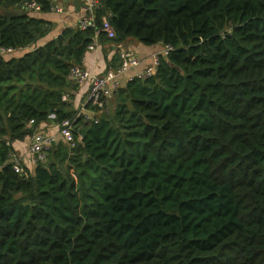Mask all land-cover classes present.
<instances>
[{"label": "trees", "instance_id": "1", "mask_svg": "<svg viewBox=\"0 0 264 264\" xmlns=\"http://www.w3.org/2000/svg\"><path fill=\"white\" fill-rule=\"evenodd\" d=\"M25 1L0 0V264H264V0H97L96 27L44 43ZM96 32L171 49L16 172L14 141L75 117Z\"/></svg>", "mask_w": 264, "mask_h": 264}, {"label": "crops", "instance_id": "2", "mask_svg": "<svg viewBox=\"0 0 264 264\" xmlns=\"http://www.w3.org/2000/svg\"><path fill=\"white\" fill-rule=\"evenodd\" d=\"M59 3L63 7L62 12H54L52 10L44 12L38 10L30 13L32 16L52 23V30L42 40V43L56 37L66 27H77L78 19L85 13L86 0H59ZM163 47L161 44L146 46L134 38H127L120 42H115L108 38L98 39L94 49L86 50L81 60V66L91 73L103 75L108 69H116L120 66V53L126 52L131 60V65L126 72L120 75L121 84L124 85L131 76L143 70L146 66L151 65L153 57L159 54ZM69 80L72 86L66 91L65 100H68L70 109L76 110V114L84 117L97 115L90 103H88L89 81L77 82L70 78ZM113 92H109L108 101L112 100L114 103ZM107 112H110V110L108 109ZM52 119L53 116L48 121L40 124L38 130H42L47 134H53L59 140L61 138L59 135V124ZM31 136L26 137L23 141L17 140L12 143L14 153L10 157L11 162L18 161L19 164L22 163L27 167H33L29 149Z\"/></svg>", "mask_w": 264, "mask_h": 264}, {"label": "built area", "instance_id": "3", "mask_svg": "<svg viewBox=\"0 0 264 264\" xmlns=\"http://www.w3.org/2000/svg\"><path fill=\"white\" fill-rule=\"evenodd\" d=\"M97 5V0H86L85 3V13L82 17L78 19L77 27L79 29H86L89 27H96L94 9ZM23 8L29 12L40 10V5L34 1H25L23 3ZM50 10L54 12H62L63 7L59 3V0H51ZM98 31L104 32L108 38H113L115 36V30L107 17H103L101 21L100 28ZM98 34L93 36L91 43L87 46V49H94L98 42ZM171 49L170 46L165 45L159 54L153 57V63L146 66L143 70L138 71L136 74L131 76L128 80L137 78H147L152 76L155 67L158 64L159 55H166ZM13 48L0 47L1 53L12 52ZM121 64L116 69H108L105 74L99 75L89 72L81 65H72L69 70V78L77 82L89 81V91H88V103L92 106L96 114L107 112L108 105L107 99L110 91H116L120 88L121 81L120 75L126 72L131 65V60L126 52L120 53ZM62 98L65 100L66 96L63 95ZM81 117L80 114H76L73 119L65 118L59 123V135L64 140V142L69 145L74 144L73 128L75 118ZM88 119H92L97 122V117L95 116H85ZM32 123V121H30ZM57 141V138L53 134H47L43 131H36L31 136L30 144V154L31 163L33 165L38 164L46 160L47 153L52 149V145ZM13 169L16 172H20V164L18 161L13 162Z\"/></svg>", "mask_w": 264, "mask_h": 264}, {"label": "rangeland", "instance_id": "4", "mask_svg": "<svg viewBox=\"0 0 264 264\" xmlns=\"http://www.w3.org/2000/svg\"><path fill=\"white\" fill-rule=\"evenodd\" d=\"M8 52H6L5 54H7ZM107 102H108V105H106L107 107V110L109 109L110 111L113 109V101L111 100L110 102L108 101L107 99Z\"/></svg>", "mask_w": 264, "mask_h": 264}, {"label": "water", "instance_id": "5", "mask_svg": "<svg viewBox=\"0 0 264 264\" xmlns=\"http://www.w3.org/2000/svg\"><path fill=\"white\" fill-rule=\"evenodd\" d=\"M8 14H9V15H11V13H10V12H8Z\"/></svg>", "mask_w": 264, "mask_h": 264}]
</instances>
